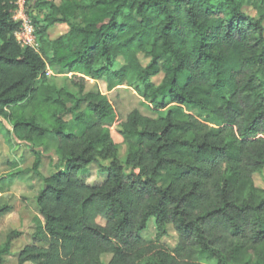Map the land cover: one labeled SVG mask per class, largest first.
<instances>
[{"label": "trees", "instance_id": "trees-1", "mask_svg": "<svg viewBox=\"0 0 264 264\" xmlns=\"http://www.w3.org/2000/svg\"><path fill=\"white\" fill-rule=\"evenodd\" d=\"M18 1L0 0V117L19 143L53 135L62 165L43 178L41 220L18 264H104L105 254L107 264H249L248 254L264 264V190L253 182L264 172V13L246 15L239 0H24L35 51L14 39ZM55 25L68 30L50 40ZM87 79L115 95L87 90ZM101 161V185L78 178ZM12 184L0 181V193ZM151 218L155 242L142 238ZM168 227L172 248L159 244Z\"/></svg>", "mask_w": 264, "mask_h": 264}, {"label": "rangeland", "instance_id": "rangeland-1", "mask_svg": "<svg viewBox=\"0 0 264 264\" xmlns=\"http://www.w3.org/2000/svg\"><path fill=\"white\" fill-rule=\"evenodd\" d=\"M55 5H59L61 0H48ZM219 1V0H216ZM241 1V12L254 18H259L264 13V4H260L257 0H239ZM23 0L20 1V3ZM35 11L32 15H35ZM45 11L43 10L41 15ZM264 25V22H263ZM68 30L65 25H55L48 29L47 34L50 40H55ZM39 50V44L37 51ZM143 65L148 60L140 59ZM46 75L52 79L56 75L49 68H46ZM72 75V74H71ZM71 75H68L69 77ZM161 76L152 78V82L158 84ZM61 76L53 80L58 86L62 84ZM95 89L103 95L111 98L115 95V91H108L106 81H92L87 79V90ZM185 112L189 114L195 121L203 124L208 128H217L218 122L213 116L206 112H202L197 108H186ZM11 123L0 117V181L7 180L13 176V184L6 193H0V206L6 207V211L0 214V245L6 242L7 237L14 233L16 236L11 242L9 252L4 255V264H18V258L21 251L33 244L32 234L36 225V221L41 218L38 216L35 198L39 193L43 178L49 177L61 169V164L56 155L57 139L53 135H48L43 145L30 146L17 142L12 138ZM37 152L40 157V165L38 172L32 171L34 164V154ZM128 154L127 146L121 144L117 147L116 155L121 163H124ZM16 163V167L11 164ZM108 161H101L100 164L92 163L85 170L78 174V178L89 186H99L105 179V174L100 170L106 167ZM255 187L264 190V172H258L253 176ZM99 223H103L101 220ZM166 236L159 239V244L166 248H172L175 245L176 234L171 227L167 228ZM142 238L148 242H155L157 238V229L155 219L151 218L145 230L142 232ZM111 259L110 255H102L101 261L107 264ZM246 261L254 264V257L250 254L246 255Z\"/></svg>", "mask_w": 264, "mask_h": 264}, {"label": "built area", "instance_id": "built-area-1", "mask_svg": "<svg viewBox=\"0 0 264 264\" xmlns=\"http://www.w3.org/2000/svg\"><path fill=\"white\" fill-rule=\"evenodd\" d=\"M20 1L16 3V8L11 14L12 21L20 25L19 29L14 33V39L21 48H30L37 51L38 42L34 25L28 16L24 0L21 3ZM46 75L48 76L50 73L47 72Z\"/></svg>", "mask_w": 264, "mask_h": 264}]
</instances>
